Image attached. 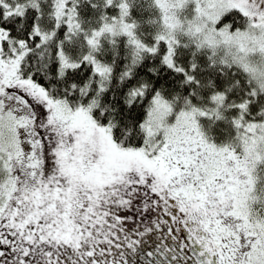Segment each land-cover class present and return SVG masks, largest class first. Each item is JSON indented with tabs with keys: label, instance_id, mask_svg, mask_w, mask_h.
<instances>
[{
	"label": "snow or ice",
	"instance_id": "1",
	"mask_svg": "<svg viewBox=\"0 0 264 264\" xmlns=\"http://www.w3.org/2000/svg\"><path fill=\"white\" fill-rule=\"evenodd\" d=\"M0 264H264V0H0Z\"/></svg>",
	"mask_w": 264,
	"mask_h": 264
}]
</instances>
